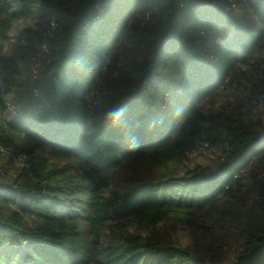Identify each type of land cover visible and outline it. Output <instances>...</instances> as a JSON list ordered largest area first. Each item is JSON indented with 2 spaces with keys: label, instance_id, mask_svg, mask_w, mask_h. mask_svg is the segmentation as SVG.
I'll return each instance as SVG.
<instances>
[{
  "label": "trees",
  "instance_id": "obj_1",
  "mask_svg": "<svg viewBox=\"0 0 264 264\" xmlns=\"http://www.w3.org/2000/svg\"><path fill=\"white\" fill-rule=\"evenodd\" d=\"M243 1L254 20L227 0H79L73 7L59 0H0L3 110L2 96L18 91L3 77L19 74L16 60L3 55L14 24L52 14L64 20L51 62L31 90L20 91L15 110L0 117V146L15 150V139L22 142L15 154L22 156L20 165L9 160L5 171L0 168V264H210L176 241L153 242L111 223L138 218L157 224L201 212L231 191L225 187L232 172L264 149L252 150L264 140V118L239 126L197 107L248 64L261 38L264 0ZM159 5L158 31L143 61L133 63L137 81L108 90L90 113L85 96L102 74L107 42H117L131 18ZM23 33L29 41L31 31ZM203 137L225 147L222 158L178 176L164 173ZM47 156L76 163L59 165ZM137 162L163 172L136 178L124 194L107 193L106 171ZM250 237L234 264H252L264 252V229Z\"/></svg>",
  "mask_w": 264,
  "mask_h": 264
},
{
  "label": "rangeland",
  "instance_id": "obj_2",
  "mask_svg": "<svg viewBox=\"0 0 264 264\" xmlns=\"http://www.w3.org/2000/svg\"><path fill=\"white\" fill-rule=\"evenodd\" d=\"M50 1L57 2L58 0ZM59 1L64 2L65 6L68 7H73L79 2V0ZM227 2L234 5L232 9L236 13L246 15V18L254 20L250 14V9L243 0H227ZM97 10H100V6ZM159 10L160 5L158 11L153 15L152 22H146L145 13L137 14L128 21L125 36H120L115 43L107 42L105 73H102L96 80L103 93L102 100L108 90L129 87L137 81L139 75L134 71L133 63L139 64L145 58L147 44L150 43L156 31H158V28H154V23L158 17L164 14V12L160 13ZM128 14V11L123 12L120 15L121 19L125 21ZM50 17L56 18L59 30L48 38L50 52L46 55L39 51L38 44L41 41L47 19ZM63 22V18L52 14L44 20L26 21L21 19L14 24L10 33L12 43L6 46L3 55L16 60L19 74L10 71L5 73L3 77L9 84L17 83L18 91L13 90V88L10 93L2 96L7 109L0 108V117L6 118L8 113L15 110L14 101H16L20 91L31 90L33 71H35L34 81L35 76L37 78L42 73L43 66L51 62L52 51L56 47L55 40L61 31L60 25ZM24 29L31 31L29 41L26 39V34L23 33ZM259 31L262 32V35L257 45L249 52L248 64H241L235 77L228 75L229 83L226 90L218 89L213 94L208 95L207 100H201L197 104L204 115L222 113L231 120H235L239 126L242 121L246 123L250 119L254 121L258 117L264 118V65L263 67L260 64L258 65L259 56L264 51V27L260 26ZM114 34H112V37ZM19 38H21L18 42L20 50L16 51L15 47ZM119 61L122 62L121 66L117 65ZM25 94L27 95V92ZM204 142L209 145L200 157H187L185 154L184 159L168 164L169 169H164V173L170 170L178 176L186 169H192L199 165L212 166L219 158H222L224 146H211V143L203 137L198 147ZM14 144L16 146L15 150H7L0 146L3 150L0 151V168H3V171L6 170L9 160L14 166H19L21 163L22 156L18 154L17 158L15 154L19 152L22 142L15 139ZM260 146H264V140L252 150L254 152L258 151ZM47 158L59 165L67 162L70 164L76 163L72 160L56 157L47 156ZM153 168V165L137 162L134 164L124 163L106 171L109 181L106 192L116 191L124 194L133 185L136 178L163 172V169L156 168L153 170ZM258 172H264V156L257 161L256 165L247 170L246 176H243L236 183L234 190L225 191L223 197L211 202L205 210L190 212L184 220H166L157 224H148L143 223L138 218H131L113 221L111 224L113 228L147 236L153 242L165 244L176 241L210 264H234L238 255L246 253L244 243L246 239L251 238L250 233L264 229V182L260 185L254 183L255 174ZM255 196L257 199L254 198ZM104 234H109V229H106ZM252 264H264V252L258 253Z\"/></svg>",
  "mask_w": 264,
  "mask_h": 264
},
{
  "label": "built area",
  "instance_id": "obj_3",
  "mask_svg": "<svg viewBox=\"0 0 264 264\" xmlns=\"http://www.w3.org/2000/svg\"><path fill=\"white\" fill-rule=\"evenodd\" d=\"M232 6H234L232 4ZM157 12L155 8H152L151 10H148L144 18L146 22H152L153 15ZM58 29V23L57 20L54 17H50L45 25V28L43 30L42 36H41V41L38 44L39 51L43 54L48 55L49 54V45H48V38ZM122 62H118V66H121ZM259 64L261 67L264 65V51L262 54L259 56ZM106 64L105 62L103 63L102 67V73H105ZM35 71H33L32 75V81L34 78ZM229 83V76H227L223 82L220 85V90H223L227 88ZM102 91L99 88V84L96 83L94 87L90 89V91L86 94L85 96V102L86 106L88 107L90 113H93V111L97 110L100 107L101 101H102ZM208 96L204 97L202 100H207ZM200 112H203L201 108H199ZM208 143L204 142L200 147L195 148L191 152L186 153V156H192L194 158L200 157L202 152L208 147ZM0 151H3L2 148H0ZM264 156V149L259 151L256 155H252L242 166L238 167L236 170H234L231 174L230 177V184L226 186V189L234 190L236 183L239 182V180L243 177L246 176L247 170L251 168L252 166L256 165L257 161L260 160ZM264 182V172H258L255 174L254 177V183L257 185H260ZM257 194V192H256ZM257 199V197H254Z\"/></svg>",
  "mask_w": 264,
  "mask_h": 264
}]
</instances>
